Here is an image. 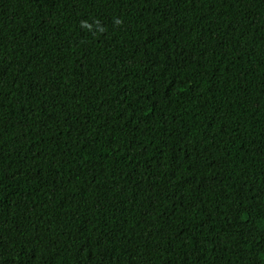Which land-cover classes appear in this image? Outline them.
<instances>
[{
    "label": "trees",
    "instance_id": "trees-1",
    "mask_svg": "<svg viewBox=\"0 0 264 264\" xmlns=\"http://www.w3.org/2000/svg\"><path fill=\"white\" fill-rule=\"evenodd\" d=\"M0 264H264V0H0Z\"/></svg>",
    "mask_w": 264,
    "mask_h": 264
}]
</instances>
